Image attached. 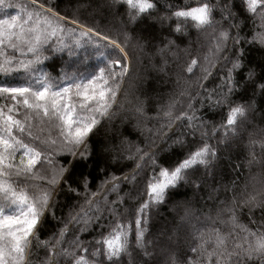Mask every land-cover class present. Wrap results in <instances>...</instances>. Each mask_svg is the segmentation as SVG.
I'll use <instances>...</instances> for the list:
<instances>
[{
  "label": "snow or ice",
  "instance_id": "snow-or-ice-1",
  "mask_svg": "<svg viewBox=\"0 0 264 264\" xmlns=\"http://www.w3.org/2000/svg\"><path fill=\"white\" fill-rule=\"evenodd\" d=\"M16 7L15 15L0 19V74L22 71L26 77L20 84L0 83V264H125V259L127 264H161V257L163 264H264V127L259 136L249 131L257 99H264V0H240L239 7L236 0H186L183 5L171 0H88L85 7L119 17L125 29H117L116 36L62 14L51 0H29ZM257 20L258 32L249 27ZM155 24L161 29L167 25L168 33L152 35L149 29ZM127 25H143L146 34L137 37L142 51L158 40L156 52L174 58L179 91L171 93L158 115L162 113L169 129L187 121L185 133L167 147L178 153L174 162L159 161L163 144L147 150L136 146L134 154L123 156L131 142L122 134L120 144L125 148H105L118 153L112 156L114 161L136 158L135 168L122 177L124 182L135 181L145 167L151 170L145 172L143 190L137 189V195L146 198L134 209V229L122 211L120 177L112 175L97 192H90L89 175L74 174L77 163H86L93 155L92 137L116 115L118 94L130 72ZM189 28L196 29L197 38L181 49L177 40L190 37ZM82 48L84 61L93 54L99 61L90 70L65 72L62 82L38 73L36 66L50 56L64 51L75 56ZM254 49L259 57L250 60ZM214 69L222 72L220 83L205 89L203 81ZM194 100L201 109L206 105L214 115L218 112L219 121L198 115ZM145 104L146 99H137L135 105L143 119L148 118ZM226 151L243 154L245 165L258 166L261 172L239 190L235 182L223 186L221 196L222 186L210 181ZM61 154H66L67 162H54L53 157ZM183 186H190L194 196L206 190V200L212 202L208 211L195 209L188 196L174 199ZM58 189L90 194L62 219L56 215ZM109 192L117 198L109 200ZM125 195L132 198L131 193ZM164 205H171L178 222L171 232L146 241L150 216ZM245 213L248 223L241 219ZM257 213L259 219H252ZM50 218L61 226L49 228L50 235L42 239ZM92 231L97 235L81 237Z\"/></svg>",
  "mask_w": 264,
  "mask_h": 264
},
{
  "label": "trees",
  "instance_id": "trees-1",
  "mask_svg": "<svg viewBox=\"0 0 264 264\" xmlns=\"http://www.w3.org/2000/svg\"><path fill=\"white\" fill-rule=\"evenodd\" d=\"M29 0H3L0 4V19L5 16L15 15L19 9L16 7L19 4H27ZM52 3L59 5L62 14H68L73 17H77L82 21H87L89 24H95L101 30L110 32L113 36L117 35V29H125V25L120 22L119 17L114 18L113 15L106 11L99 9H93L85 7L88 0H51ZM172 3L177 5H183L186 0H171ZM240 0H236L237 7H239ZM114 11V10H113ZM219 13H217V18ZM126 19V17H125ZM259 20L253 25L249 22V27L254 28L255 31H260ZM126 31L129 34L128 51L130 54V72L122 83V92L118 94L117 107L115 109L116 115L109 122H106L99 132L92 137L90 145L93 151V155L86 163H77L74 169V174L78 175L81 172L89 175V189L90 192H97L98 187L101 186L102 181L110 180L112 175L121 178L119 184V194L124 196V205L122 211H126L127 218L133 224L134 229V209L138 206L142 198L141 195H137V189L143 190L145 172L151 173V170L145 167L139 172L135 181L131 179L124 182L122 177L132 172L136 165V158L124 159L120 158L116 161L112 159L113 155L118 153L105 152V148H125L121 146V135L126 136L128 141L131 142L130 150L123 151V156H129L130 153H135L136 146L141 148L158 147L161 144L164 145L165 151L157 153L159 161L161 163L174 162L177 159V152H168V144L172 139L185 133L187 121L177 122L171 129L167 127L166 120L162 116V113L158 115L160 109L169 103L170 95L174 91H179L176 86L175 61L171 55L164 56L156 52L158 46V40L156 43L150 45V47L143 51L137 47V37L145 35L143 31V25H127ZM149 32L157 38L166 35L168 33V27L165 25L163 29L159 24H155ZM189 36H185L177 40L180 48L183 49L190 40L194 41L197 38V31L194 28H189ZM250 36L253 32L248 33ZM179 34H177L178 36ZM119 38L123 40V35L120 34ZM210 40L211 37H208ZM257 45V49H258ZM254 49L249 53V59L255 60L259 57V51ZM89 52L91 49L88 50ZM85 49H79L78 54L70 56L67 51L56 53L54 56H50L49 59L42 61L37 65L38 73H46L53 77L56 82H62L64 77L63 73L72 74L76 71L84 72L86 68L90 70L91 65L99 63L93 54L92 58L88 61H84ZM195 55V52L193 53ZM183 58V53H181ZM167 59L168 63L165 65L164 60ZM160 67H164L165 71H159ZM199 75V72H197ZM222 72L219 70H212V75L208 80L203 81L205 89H214L218 83H220V77ZM25 74L20 72H14L8 75L0 74V83L20 84L25 81ZM145 81L147 83H145ZM203 92V90H202ZM147 93V96H145ZM137 99H146L145 111L147 113V119H143L135 112V105ZM196 108L200 109L198 115H203L205 119H214L219 121V114H213L207 110V106L203 109L200 108V104L194 100ZM257 110L254 117V125L249 126V131H255L257 136L260 135L259 128L264 127V121L261 120V110L264 109V99H257ZM186 107V102L183 105ZM138 121L140 122L137 127ZM219 135V134H218ZM246 135V134H245ZM167 137L165 140L164 138ZM189 140L192 139L191 134L188 133ZM214 142V141H213ZM66 154L55 155L53 157L54 162L58 161L66 163ZM231 156V160L229 159ZM71 159V157H67ZM236 164L243 165L239 169H235ZM203 171V170H201ZM261 169L258 166H252L249 168L245 165V156L243 154L237 156L234 152H225L224 157L221 159L218 165V171L214 180L210 183L220 184L221 196L223 195V186L227 185L231 187L232 182L236 183L237 190L243 187L246 182H249V178L257 173H260ZM107 187V185H104ZM251 183H249V189L251 190ZM131 193V197L125 195ZM90 194V193H89ZM80 190V194L69 193L66 189H58L55 193L56 200V215L62 219H66L71 208H79L84 203L85 196L89 195ZM109 200H115L117 198L116 193L109 192ZM231 195V192H229ZM185 196L193 199V207L197 210L208 211L212 206L211 201L206 200L207 191H202L198 195L193 194L190 186H183L179 189L177 194H174V199H183ZM105 222L108 219L107 213H105ZM179 217L173 212L171 205L161 206L158 210H154L150 216L147 224V232L145 234V240L151 241L157 239L161 232H171L172 226L178 222ZM244 223H248L247 213L241 217ZM252 219L258 220L259 213ZM61 224L58 221L51 220L49 225L41 234V238L44 239L50 235L49 228L58 229ZM255 227V225H250ZM74 231V230H73ZM73 232L70 231L68 239L70 240ZM95 231L82 233L81 237L85 240L96 236ZM161 239L163 237H160ZM130 240L134 244V235L130 234ZM151 251V246L149 247ZM40 256H44L43 249L40 250ZM125 264L127 260L125 259ZM161 264H163V257H161Z\"/></svg>",
  "mask_w": 264,
  "mask_h": 264
}]
</instances>
